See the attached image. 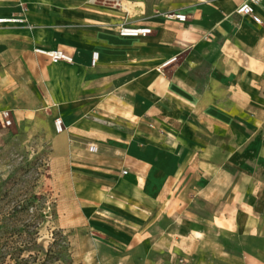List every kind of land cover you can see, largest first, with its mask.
<instances>
[{"label": "crops", "instance_id": "0c3cea01", "mask_svg": "<svg viewBox=\"0 0 264 264\" xmlns=\"http://www.w3.org/2000/svg\"><path fill=\"white\" fill-rule=\"evenodd\" d=\"M245 1L0 0L25 21L0 23V111L47 135L71 264H264V0L262 25Z\"/></svg>", "mask_w": 264, "mask_h": 264}, {"label": "rangeland", "instance_id": "374dc122", "mask_svg": "<svg viewBox=\"0 0 264 264\" xmlns=\"http://www.w3.org/2000/svg\"><path fill=\"white\" fill-rule=\"evenodd\" d=\"M46 136L29 130L21 113L11 127L0 124V264L72 263L70 234L55 226Z\"/></svg>", "mask_w": 264, "mask_h": 264}, {"label": "built area", "instance_id": "2783aa9c", "mask_svg": "<svg viewBox=\"0 0 264 264\" xmlns=\"http://www.w3.org/2000/svg\"><path fill=\"white\" fill-rule=\"evenodd\" d=\"M263 0H247L244 3H242L236 10V13L243 15V16H250L253 18V20L258 24L262 25L263 21L259 15L256 14L255 9L257 6H259L262 3ZM176 19L179 21H185L186 16L182 14H175ZM25 21L22 18H15V19H0V23H24ZM151 30L147 28H130L126 26H122L119 30V34L123 37H138V36H146L147 34H150ZM39 54H43L51 60L53 63H59V62H67L71 63L72 58L65 54L64 52L60 50H42L37 49L35 50ZM97 63V54H93L92 64L96 65ZM171 62H168L169 64ZM166 64V65H167ZM0 124L4 126L5 128L11 127L13 124L12 120V114L8 110L0 111ZM55 127L57 132L63 131V124L60 119L55 120ZM90 151L96 152L95 146L89 147ZM125 173V172H124Z\"/></svg>", "mask_w": 264, "mask_h": 264}, {"label": "trees", "instance_id": "16d2710c", "mask_svg": "<svg viewBox=\"0 0 264 264\" xmlns=\"http://www.w3.org/2000/svg\"><path fill=\"white\" fill-rule=\"evenodd\" d=\"M46 254H47V256L50 255V254L53 255V252L50 250V251H48V253H46ZM59 255H60V254H59ZM55 261H58V258H56Z\"/></svg>", "mask_w": 264, "mask_h": 264}]
</instances>
